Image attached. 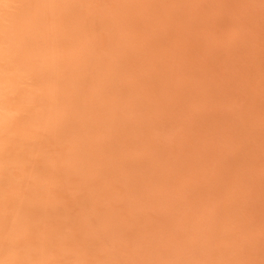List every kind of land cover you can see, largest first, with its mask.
I'll list each match as a JSON object with an SVG mask.
<instances>
[{"label":"rangeland","instance_id":"374dc122","mask_svg":"<svg viewBox=\"0 0 264 264\" xmlns=\"http://www.w3.org/2000/svg\"><path fill=\"white\" fill-rule=\"evenodd\" d=\"M0 42L1 263L264 264V0H0Z\"/></svg>","mask_w":264,"mask_h":264},{"label":"bare ground","instance_id":"6f19581e","mask_svg":"<svg viewBox=\"0 0 264 264\" xmlns=\"http://www.w3.org/2000/svg\"><path fill=\"white\" fill-rule=\"evenodd\" d=\"M50 1H52V0H50ZM32 3H33V2H32ZM41 3H42V2H41ZM38 8H39V7H38ZM32 10H33V9H32ZM32 10H31V11H32ZM38 10H39V9H38ZM31 11L28 12V13L31 14ZM35 11H36V10H35ZM33 12H34V11H33ZM33 12H32V13H33ZM34 13H35V12H34ZM37 13H38V12H37ZM35 14H36V13H35ZM24 15H25V14H24ZM27 15H28V14L26 13V16H27ZM32 15H33V14H32ZM28 16H29V15H28ZM27 18L29 19L30 16L27 17ZM33 18H34V17H33ZM34 20H35V19H34ZM34 20H33V21H34ZM29 21H31V20H28V22H29ZM33 21H32V22H33ZM25 22H27V21H25ZM34 22H35V21H34ZM36 23H37V22H36ZM25 26H26V25H25ZM33 27H35V26H33ZM29 28H30V27H29ZM20 29H21V28H20ZM22 29H23V27H22ZM24 29H25V28H24ZM34 29H35V28H34ZM25 33H27V35H28V31H26ZM25 33H24V34H25ZM31 34H32V33H31ZM35 34H36V31H35ZM32 35H33V34H32ZM36 35H37V34H36ZM24 37L26 38V34H25ZM29 38L33 39V38H35V36H33V38H32V36H31V37L29 36ZM29 38H28V39H29ZM22 40H23V38H22ZM33 41H34V40H33ZM0 43H2V42H0ZM1 48H2V47H0V49H1ZM20 48H21V47H20ZM0 51H1V50H0ZM3 58H5V57H3ZM51 63H52V62H51ZM51 63H48V62L46 61V62L42 65L41 70L43 71V74H44V75H46V74L48 73V72H46V71L51 70V67H50V66H51ZM52 64H53V63H52ZM1 67H2V66H1ZM49 73H50V71H49ZM49 73H48V74H49ZM51 74H52V73H51ZM51 74H50V75H51ZM50 75H49V76H50ZM45 77H46V76H45ZM47 77H48V75H47ZM54 77H56V76L54 75ZM6 79H7V77H6ZM53 79H55V78H53ZM0 88H1V87H0ZM0 94H1V91H0ZM0 96H1V95H0ZM4 103H5V102H4ZM8 103H9V102H8ZM50 104H51V103H50ZM5 106H6V105H5ZM5 106L3 105L2 102H0V126H1V125L4 126L6 120H8V119H7V118H8L7 114L9 113V109L11 108V107H10V108L8 109V108H7L8 106H7V107H5ZM16 106H17V105H16ZM16 106L14 107V110H15V108H17ZM12 107H13V106H12ZM11 109H13V108H11ZM17 110H19V108H18ZM28 110H29V109H27V111H28ZM44 110H45V109H43L41 113L38 112V113H40V114H37L38 116L35 117V118H36V121L41 122L42 120H44V118L47 119V118H49V117H52V115H53V112L51 111L52 109H48V110H45V111H44ZM10 112H11V110H10ZM9 115H10V114H9ZM34 115H35V114H34ZM33 117H34V116H33ZM10 118H11V116H10ZM46 119L44 120V122H45V121L47 122ZM11 120H12V119H11ZM15 120H16V119H15ZM19 120H20V119H19ZM49 120H50V119H49ZM46 122H45V123H46ZM9 123H11V121H9ZM46 124H47V123H46ZM2 126H1V127H2ZM13 126H14V124H13ZM61 126H62V125H61ZM61 126H59V127H61ZM4 127H5L4 129H3V127H2V130H3V131L7 130V129H6V125H5ZM17 127H18V126H17ZM45 127H46V128L48 127V128L50 129L51 126H48V125L46 126V125H45ZM57 127H58V126H57ZM64 127H65V126H64ZM64 127H63V130H64L65 128L69 129V126H68V127H65V128H64ZM71 127H72V126H71ZM19 128H20V127H19ZM52 128H53V127H52ZM0 129H1V128H0ZM53 129H56V128H53ZM59 129H60V128H59ZM17 130H19V129H17ZM56 130H57V129H56ZM14 131H15V130H14ZM19 131H20V130H19ZM57 131H58V130H57ZM61 131H62V130H61ZM70 131H71V128H70ZM6 132H7V133H5V134H8V131H6ZM11 133L13 134V131H12ZM16 133H17V132H16ZM16 133H15V134H16ZM20 133H21V132H20ZM6 136H7V135H5V138H6ZM10 136H11V134H10ZM10 136H9V137H10ZM15 136H16V135H15ZM20 136H22V135H20ZM7 138H8V137H7ZM7 138H6V139H7ZM11 138H12V137H10L9 139H11ZM21 138H23V137H21ZM0 139H1V138H0ZM1 141H2V140H1ZM12 141H13V140H12ZM0 143H1V142H0ZM2 148H3V147H2ZM2 148H1V149H2ZM6 148H7V146H6ZM1 149H0V150H1ZM0 152H1V151H0ZM2 152H3V151H2ZM82 153H83V152H82ZM75 154H77V153L75 152L73 155H75ZM80 154H81V153H79V156H78V154L76 155V156L79 157V158H80V156L82 157V158H80V161H78V158H77L76 156H75V157H72V158H74V159L77 158V160H74V161H75V162L77 161L78 164H79V162H81V159L83 160V157H84L83 154H81V155H80ZM84 154H85V153H84ZM0 155H1V154H0ZM82 155H83V156H82ZM17 156L19 157V155H17ZM67 156H68V155H67ZM67 156H66V157H67ZM85 156H88V155L85 154ZM70 157H71V156H70ZM89 157H90V156H89ZM89 157H88V158H89ZM15 158H17V157H15ZM15 158H14V159H15ZM86 158H87V157H86ZM18 159H19V158H18ZM18 159H17V160H18ZM0 160H1V159H0ZM84 160H85V159H84ZM11 161H12V160H11ZM74 161H73L72 163H70V164H73ZM70 162H71V161H70ZM13 163H15V160H14ZM13 163L11 162V165H12ZM19 164H20V162L17 164V167L20 166ZM68 164H69V162H68ZM74 165H75V164H74ZM5 167H6V166H5ZM0 169H1V168H0ZM10 169H11V168H10ZM6 170H7V169H6ZM9 171H10V170H9ZM17 175H18V174H17ZM17 175H16V177H18ZM10 176H12V175H10ZM10 176H9V177H10ZM13 176H14V175H13ZM20 176H21V175H20ZM7 178H8V177H7ZM11 178H12V177H11ZM11 178H10V179H11ZM15 179H16V178H15ZM19 179H20V178H19ZM17 180H18V179H17ZM7 181H8V180H7ZM10 181L12 182V180H10ZM3 182H4V181H3ZM13 182H14V181H13ZM1 183H2V182H1ZM4 183H5V182H4ZM2 184H3V183H2ZM10 184H12V183H10ZM32 190H33L34 192L36 191L35 188L32 189ZM8 192H9V191H8ZM34 192H33V193H34ZM33 193H31V195H32ZM29 195H30V194H29ZM20 204H21V203H19V205H20ZM19 205H18V206H19ZM15 212H16V210H15ZM15 212L13 213L14 215H15ZM18 212H19V211L16 212L17 215H18ZM24 214L26 215V213H24ZM24 214H23V215H24ZM14 215H13V216H14ZM21 215H22V213H21ZM21 215L19 216V218L21 217V219H23L22 217H24L25 215H24V216H21ZM15 217L17 218V216H15ZM11 218H12V217H11ZM19 218H18V219H19ZM18 221H19V220H18ZM20 221H21V220H20ZM104 221H105V220H104ZM13 222H14V218H13ZM13 222H12V220H11V223H12V224H13ZM108 222H109V221H107V222H105V223L108 224ZM14 223H15V222H14ZM105 223H102V224H105ZM10 226H11V225H10ZM102 226H104V225H102ZM9 229H10V228H9ZM10 231L12 232V229L9 230L8 232H10ZM5 235H6V234H5ZM6 236H7V235H6ZM1 237H2V235H1ZM17 237H19V236H17ZM6 238H7V237H5V239H6ZM113 238H114V237H113ZM1 242H2V240H1ZM2 244H3V243H2ZM2 244L0 243V245H2ZM46 244L48 245V243H46ZM46 244H44V245H46ZM44 245H43V247L45 248L47 245H46V246H44ZM4 246H5V245H4ZM4 246H3V247H4ZM6 246H7V245H6ZM6 246H5L4 248H6ZM49 246H50V243H49ZM49 246H48V248H50ZM9 247H11V246L8 245V249H10ZM44 248H43V251H44ZM68 248H71V247H68ZM68 248H66V250H68ZM0 249H3V248L1 247ZM45 249H47V248H45ZM13 250L16 251V249H13ZM48 250H49V249H48ZM48 250H46V253H47ZM63 250H64V249H63ZM69 250H70V249H69ZM74 251H75V250H74ZM74 251H73V252H74ZM2 252H4V251H2ZM7 252H8V251H7ZM39 252L41 253V251H39ZM39 252H38V253H39ZM67 252H68V253H71V252H72V249H71V252H70V251H67ZM75 252H76V251H75ZM15 253H16V254H14V257H13V256H10V258L12 257V260H13L12 263H13V262H16V260H18V259L20 260V257H23V255H20V257H17V252H15ZM40 253H39V256H40V257H44V256H41ZM46 253H45V254H46ZM0 254H1V253H0ZM41 254H43V253H41ZM179 254H181V253H179ZM5 255H6V250H5ZM15 255H16V257H15ZM25 255H26V254H25ZM43 255H44V254H43ZM0 256H2V255H0ZM7 256H9V254H7ZM18 256H19V255H18ZM181 256H182V255H181ZM26 257H27V256H26ZM40 257L36 258V261H34L33 263H34V264H35V263L37 264L38 262H41V261H40ZM182 257H183V256H182ZM3 258H4V254H3ZM3 258H2V259H3ZM6 258H7V257L5 256V259H6ZM10 258H9V259H10ZM16 258H17V259H16ZM45 258H46V257H45ZM179 258H180V257H179ZM2 259H1V260H2ZM14 259H15V261H14ZM21 259H22V258H21ZM38 259H39V261H38ZM42 259H43V258H42ZM42 259H41V260H42ZM3 260H4V259H3ZM3 260H2V262H4ZM49 260L51 261L52 258L50 259V257H49ZM49 260H47V261H49ZM6 261H7V260H6ZM37 261H38V262H37ZM42 261H44V260H42ZM50 261H49V262H50ZM9 262H11V261L9 260ZM25 262H26V261H25ZM51 262H52V261H51ZM51 262H50V263H51ZM50 263H49V264H50ZM180 263H181V261H180ZM0 264H4V263H1V262H0ZM5 264H8V262H7V263L5 262ZM22 264H28V260H27V263H22ZM38 264H40V263H38ZM43 264H44V262H43ZM45 264H46V261H45ZM53 264H55V263H53ZM181 264H182V263H181Z\"/></svg>","mask_w":264,"mask_h":264}]
</instances>
